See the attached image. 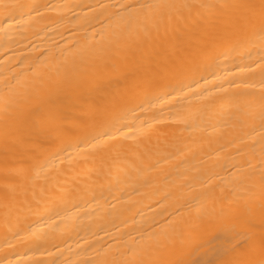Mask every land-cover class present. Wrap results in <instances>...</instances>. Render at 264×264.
I'll return each instance as SVG.
<instances>
[{
  "label": "bare ground",
  "instance_id": "bare-ground-1",
  "mask_svg": "<svg viewBox=\"0 0 264 264\" xmlns=\"http://www.w3.org/2000/svg\"><path fill=\"white\" fill-rule=\"evenodd\" d=\"M0 264H264V0H0Z\"/></svg>",
  "mask_w": 264,
  "mask_h": 264
}]
</instances>
